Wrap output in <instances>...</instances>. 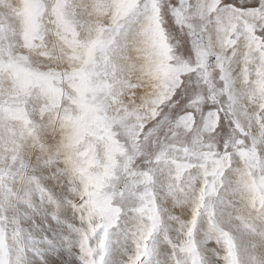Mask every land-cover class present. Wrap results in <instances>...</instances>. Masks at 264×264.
<instances>
[{
	"label": "snow or ice",
	"instance_id": "6c2138e0",
	"mask_svg": "<svg viewBox=\"0 0 264 264\" xmlns=\"http://www.w3.org/2000/svg\"><path fill=\"white\" fill-rule=\"evenodd\" d=\"M0 264H264V0H0Z\"/></svg>",
	"mask_w": 264,
	"mask_h": 264
}]
</instances>
